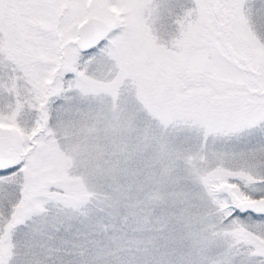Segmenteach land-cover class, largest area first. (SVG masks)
<instances>
[{"label": "snow or ice", "instance_id": "snow-or-ice-1", "mask_svg": "<svg viewBox=\"0 0 264 264\" xmlns=\"http://www.w3.org/2000/svg\"><path fill=\"white\" fill-rule=\"evenodd\" d=\"M0 264H264V0H0Z\"/></svg>", "mask_w": 264, "mask_h": 264}]
</instances>
